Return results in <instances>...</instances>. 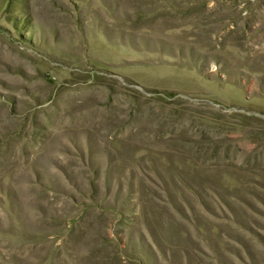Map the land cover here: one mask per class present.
Returning <instances> with one entry per match:
<instances>
[{"label": "rangeland", "instance_id": "374dc122", "mask_svg": "<svg viewBox=\"0 0 264 264\" xmlns=\"http://www.w3.org/2000/svg\"><path fill=\"white\" fill-rule=\"evenodd\" d=\"M0 264H264V0H0Z\"/></svg>", "mask_w": 264, "mask_h": 264}]
</instances>
